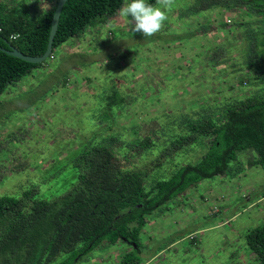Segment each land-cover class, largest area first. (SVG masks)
<instances>
[{"label":"rangeland","instance_id":"1","mask_svg":"<svg viewBox=\"0 0 264 264\" xmlns=\"http://www.w3.org/2000/svg\"><path fill=\"white\" fill-rule=\"evenodd\" d=\"M0 1L25 3L32 17L48 7L45 0ZM190 1L176 0L165 27L151 37L131 35L118 10L104 23L88 26L78 40L69 39L56 48L47 60V71L33 72V78L27 75L7 86L0 95V196L17 195L32 186L42 197L53 196L54 184L71 173L74 150L97 131L116 133L130 142L146 136L161 140V131L177 122L179 112L190 113L207 104L214 107L248 91L239 82L240 74L227 76L224 71L219 76L227 77L226 82H220L219 67H211L208 57L204 65L198 63L202 58L196 56L200 50L196 45L210 49L216 36L189 37L198 22L218 26L231 23L232 15L210 10L202 12L206 16H191ZM112 86L127 94L131 103L118 110L111 124H100L107 120L105 96ZM152 151L140 155L141 149L134 146L135 155L128 159L149 162L158 148ZM202 152L197 147L174 162L194 163ZM243 163L248 167L249 160ZM248 169L230 183L220 176L203 179L167 202L161 216L147 218L139 235L140 251L135 253L142 264H258L249 257L244 234L264 222V197L258 196L264 171ZM221 180H226L223 187ZM128 248L118 242L103 251L93 250L86 256L89 263L78 264H119Z\"/></svg>","mask_w":264,"mask_h":264},{"label":"trees","instance_id":"2","mask_svg":"<svg viewBox=\"0 0 264 264\" xmlns=\"http://www.w3.org/2000/svg\"><path fill=\"white\" fill-rule=\"evenodd\" d=\"M56 2L45 0L48 7L32 17L27 4L0 1V46H14L28 55L43 54ZM148 2L155 4V0ZM123 3L67 0L52 52L41 63H29L0 50V95L8 85L44 66L69 39L78 40L88 26L114 17ZM213 9L232 15V22L219 26L198 22L189 37L225 30L226 38L210 50L208 61L211 67L225 65L229 74H240L239 82L249 93L214 107L207 104L190 113L179 112L167 133L161 131V140L146 136L130 142L119 134L97 131L74 150L71 173L54 184L53 196H40L37 186L0 196V264H52L60 257L56 264L89 263L87 254L118 242L129 247L119 264H142L135 255L141 247L139 235L147 218L159 217L168 209L167 202L203 179L238 176L245 170L238 158L243 152L253 153L248 155L249 166L264 171V0H191L187 14L196 16ZM105 102L107 120L100 124H111L131 99L112 86ZM134 146L141 149L140 155L147 150L153 154L155 148L158 153L149 162L131 161ZM197 147L203 148L198 161L174 162ZM258 196L264 197V187ZM244 240L258 264H264V222L248 229Z\"/></svg>","mask_w":264,"mask_h":264},{"label":"clouds","instance_id":"3","mask_svg":"<svg viewBox=\"0 0 264 264\" xmlns=\"http://www.w3.org/2000/svg\"><path fill=\"white\" fill-rule=\"evenodd\" d=\"M175 2L176 0H155V4H152L148 0H126L119 9V16L131 35L142 33L143 37H151L165 27L168 13Z\"/></svg>","mask_w":264,"mask_h":264},{"label":"crops","instance_id":"4","mask_svg":"<svg viewBox=\"0 0 264 264\" xmlns=\"http://www.w3.org/2000/svg\"><path fill=\"white\" fill-rule=\"evenodd\" d=\"M215 12H220L219 11V9H213V10H211L210 12H208V13H215ZM208 13H206V14H203L202 13V15L203 16H206ZM222 14V13H221ZM226 15H228L227 13H225ZM209 15V14H208ZM230 15V14H229ZM209 19V18H208ZM220 23H222V22H220ZM219 23V24H220ZM219 24H218V26H219ZM227 34V32L225 31V30H223V29H220V28H217L215 31H213V32H211V33H209L208 35L209 36H205V37H209L210 38V36L211 37H213V36H216V38L214 39L215 41H216V43H215V45L217 44V43H219V42H222L225 38V36H227L226 35ZM65 43H67V42H65ZM208 45H209V43H208ZM210 45L212 46V48L215 46V45H213V44H211L210 43ZM67 47V46H66ZM195 48H197V50L198 49H200L199 51H201L200 52V54H199V51H198V54L196 55L197 56V58L199 59V57L200 58H202V61H198V63H200L201 62V64H203V61H204V58L205 57H208V53H209V51H207V50H211L212 48H210V49H203V47H201L200 45L199 46H197L196 45V47ZM208 48V47H207ZM189 49L191 50V51H197V50H195L194 48L192 49V46L191 47H189ZM206 51H207V53H206ZM177 55H179L180 56V54H177ZM200 65V64H199ZM204 65V64H203ZM222 68H224L225 67V65H218V66H215V67H213L214 69H216L217 67H219V70L217 71L216 70V76H217V79L220 81V82H226V79H227V77H224V78H222V76H219V75H221L224 71H225V73H227L229 70H221L220 71V68L221 67ZM50 68V66L46 63L44 66H42V67H40V68H37V69H35V70H33L32 71V73L33 72H35V73H37V74H40L41 72H44V71H47L48 69ZM213 69V70H214ZM32 73H30L28 76L29 77H34L35 76V74H32ZM220 73V74H219ZM210 75H213L212 73H211V71H210V73H209ZM233 75H235L234 73H232ZM227 76L229 75V73H227L226 74ZM215 76V77H216ZM214 78V77H213ZM222 78V79H221ZM67 83H65V85H66ZM249 91L250 90H248V91H246V93L244 94V95H242V94H240V96H236V97H232V99L233 98H241V97H243V96H245V95H247L248 93H249ZM231 99V98H230ZM224 100H226V99H223V100H220L218 103H221L222 101H224ZM248 155H250V156H252L253 155V153L252 152H243V153H240L239 154V156H238V158H239V160L243 163V159H248V160H250L249 159V156ZM244 164V163H243ZM248 167H249V163H248ZM248 167H245V170L241 173V174H239L238 176H236V177H233V178H230V180H227L228 181V183H230V182H232L233 180H236L237 178H239V176H241V175H246V173L248 172L247 170H249L248 169ZM251 167V166H250ZM252 167H254V166H252ZM226 182V180H221V181H219V186H225V183ZM258 201L259 200H256V201H252V203L253 204H256V203H258ZM251 203V204H252ZM253 257L252 259H255V255H254V253L252 252V251H250L249 252V257ZM256 260V259H255Z\"/></svg>","mask_w":264,"mask_h":264},{"label":"water","instance_id":"5","mask_svg":"<svg viewBox=\"0 0 264 264\" xmlns=\"http://www.w3.org/2000/svg\"><path fill=\"white\" fill-rule=\"evenodd\" d=\"M66 1L67 0H57V2H56L55 8H54V11L52 14V18H51L50 31H49L47 45H46V49H45L43 54H41L39 56L24 54V53L20 52L14 46H9L8 49H5V48L0 46V50L11 55V56L17 57V58L24 60L26 62H29V63H35L36 64V63H41V62L45 61L50 56V54L52 52L53 39H54L56 30L58 27V22H59L62 7Z\"/></svg>","mask_w":264,"mask_h":264},{"label":"built area","instance_id":"6","mask_svg":"<svg viewBox=\"0 0 264 264\" xmlns=\"http://www.w3.org/2000/svg\"><path fill=\"white\" fill-rule=\"evenodd\" d=\"M227 23H230V21H229V20H227ZM12 38H15V36H12Z\"/></svg>","mask_w":264,"mask_h":264}]
</instances>
